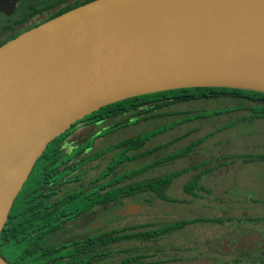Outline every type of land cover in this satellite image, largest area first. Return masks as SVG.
I'll return each instance as SVG.
<instances>
[{
  "label": "water",
  "instance_id": "95a60500",
  "mask_svg": "<svg viewBox=\"0 0 264 264\" xmlns=\"http://www.w3.org/2000/svg\"><path fill=\"white\" fill-rule=\"evenodd\" d=\"M189 87L264 93V0H91L1 44L0 230L34 162L72 122ZM0 264L11 263L0 254Z\"/></svg>",
  "mask_w": 264,
  "mask_h": 264
},
{
  "label": "flooded vegetation",
  "instance_id": "af4514ba",
  "mask_svg": "<svg viewBox=\"0 0 264 264\" xmlns=\"http://www.w3.org/2000/svg\"><path fill=\"white\" fill-rule=\"evenodd\" d=\"M89 1L91 0H0V45ZM152 105L151 100H134L127 102L125 106L107 107L101 112L93 113L100 107L76 119L51 140L52 156L43 158L39 163V168L45 166L48 171L43 169L40 177L35 181L29 180L25 187L28 189L25 208L34 210L33 218L39 223L38 227L27 229L35 234L25 236L26 249L34 248L41 264H110L116 257H119L118 264H183L187 258L182 253L187 251L194 254L197 251L196 256L190 259V264L191 261L199 264L196 263L199 260L203 261L200 264H213L216 258L212 255L217 252L220 254L221 251L217 249L218 245L224 247L223 252L232 251L233 254L264 263V256H255L251 252L264 251V232L259 229L243 227L238 233L235 230L227 232V238L209 241V249L205 252L207 249H199V244L203 242H177L180 232L186 230L188 224L199 225L202 223L199 219L202 218L161 220L153 215L149 220L139 221L141 210L146 208V204L151 207L154 203L150 198H141L146 193H153L159 200L167 203H188L187 198H175L166 191L182 173L195 171L182 184L183 188L190 183L196 186V190L204 191L200 184L203 171L198 172V168L204 165L203 162L196 160V167H192L193 162L168 169L171 164L189 155L187 152H168L157 159L124 170L126 161L127 164H134L135 160L144 159L162 149L163 146H151L138 150L147 139L171 126L148 136L138 147L119 145L137 134L99 146L110 134L132 122L139 123L149 117L164 116H150L154 109L148 108ZM147 112L149 114H144ZM110 119L111 122L103 124ZM134 149L136 152L132 153ZM108 154L111 155L107 158ZM160 169L163 171L160 172ZM194 175L197 177L195 180L192 179ZM129 186L137 189L131 194H126L123 189L118 194H108L109 188ZM150 186L162 187L164 197L150 189ZM142 187L149 189H141ZM165 224L166 228L160 227ZM166 238L167 245L158 244L159 240ZM125 242L132 244L123 246ZM25 256L24 261L30 264L27 252ZM242 261L240 256H236L217 264H241Z\"/></svg>",
  "mask_w": 264,
  "mask_h": 264
},
{
  "label": "rangeland",
  "instance_id": "374dc122",
  "mask_svg": "<svg viewBox=\"0 0 264 264\" xmlns=\"http://www.w3.org/2000/svg\"><path fill=\"white\" fill-rule=\"evenodd\" d=\"M253 104L254 102L246 99L228 96L181 100L151 111V113L167 111V115L149 117L139 123L132 122L127 127L110 134L108 139H104L99 144L100 147L106 146L120 139L149 131L158 125L171 123L172 120L185 116L191 117L147 139L138 150L159 144H162L163 148L145 156L144 159L135 160L134 164H131L132 162L127 164L126 161L124 170L157 159L168 152H177L188 145L189 155L171 164L168 169L183 167L193 162L192 167H196V160L203 162L204 165L198 168V172L203 171L200 184L206 191L194 189L198 194L197 197L184 192L182 184L195 171L182 173L173 180L172 186L166 191L172 197L187 198L188 203H167L159 200L153 193H146L141 198H150L154 203L151 207H147L146 204V208L141 210L138 215L139 221L149 220L153 215L161 220L198 217L202 219L230 218L223 223L209 221H202L199 225L191 223L186 226V230L180 232L177 242L196 240L203 242L199 244V249H207L205 252L209 249V241L212 242L215 238L217 240L227 238V232L235 230L238 233L243 227L264 232V161L250 160L251 156L264 154V118L243 119L251 115L247 107ZM225 109L228 111H224ZM197 112L202 116H193ZM111 121L112 119L103 124ZM196 140H198L197 143ZM131 152H136V149ZM110 155L108 154L107 158ZM216 164H218L217 167H214ZM161 171L163 169H160ZM129 220L132 219L129 218ZM165 226L166 224L160 227L164 229ZM127 244L132 243L125 242L123 246ZM158 244L167 245L168 238L159 240ZM218 248L221 251L220 254L217 252L212 255L216 258L213 264L236 256H240L243 260L241 264H264L259 260L233 254L232 251L223 252L224 247L220 245ZM196 253L197 251L195 254L191 251L183 252V257L187 258L183 264H190V259L196 256ZM118 260L119 257H116L110 264H118ZM191 263L193 264V261Z\"/></svg>",
  "mask_w": 264,
  "mask_h": 264
},
{
  "label": "trees",
  "instance_id": "16d2710c",
  "mask_svg": "<svg viewBox=\"0 0 264 264\" xmlns=\"http://www.w3.org/2000/svg\"><path fill=\"white\" fill-rule=\"evenodd\" d=\"M218 96H228V97H235L240 99H246L251 102H254L253 105H249L247 108L251 111L250 116L243 117V119L248 118L250 120L257 119V118H264V93L252 91V90H244V89H235V88H221V87H189V88H180V89H172V90H165V91H158L143 95H138L134 97H130L127 99H123L121 101L108 104L106 106L101 107L99 110L93 112H101L105 110L107 107H117V106H125L127 102L134 100H151L153 102V105L149 107L148 109H157L162 106L169 105L171 103H175L181 100H188V99H196L199 97H218ZM228 111V110H224ZM144 112V111H143ZM167 111H158L155 113H151L150 116L153 115H167ZM190 115V114H189ZM193 115V114H192ZM193 116H202L199 112L195 113ZM192 116V117H193ZM190 116H185L184 118H179L172 120L171 123H165L162 125H158L156 128H153L149 131H146L141 134H137L136 136H133L131 138L123 140L119 145H124L126 147H138L143 143V140L146 139L148 136L155 134L157 132H160L164 130L166 127L173 126L176 123H179L181 120L184 119H190ZM198 141V140H197ZM162 146V144L155 145V147ZM52 142H48L46 148L43 150V152L39 155V157L34 162L23 187L20 189V191L15 196L12 206L8 212L7 218L4 222V225L2 229L0 230V254L11 264H28L25 262V253L30 256V264H41L39 262V259L36 255V250L33 249H26V241L25 236L26 235H34L31 234V232L27 231L28 228L34 229L35 227L39 226L38 220L35 217V213H32L33 209H26L27 207L25 205V199L27 192L25 187L29 180L35 181L40 177V172L43 169H46L48 171V168L45 166H42L39 168V163L43 158L51 157L52 156ZM189 149V146H184L180 148L177 152H174L175 154H183L186 153ZM173 153V154H174ZM172 154V155H173ZM251 161L253 160H260L264 161V154H256L254 156L250 157ZM246 161V160H245ZM197 177L194 175L192 179H196ZM30 181V182H31ZM140 189V187H138ZM124 190L125 193L131 194L132 191L136 190L137 188H134L133 186L129 187H122V188H109L108 194L109 195H115L118 194L121 190ZM141 189H149V187H142ZM150 189H153L159 196L164 197V193L162 191V187L155 186L151 187ZM196 189V186H192L190 183H187L184 186V190L192 194L194 196H198V194L194 191ZM24 190V191H23ZM206 191V189H204ZM45 220H48L46 216H44ZM230 218H203L199 219L201 221H209V222H219L223 223L224 221H228ZM249 220H253L252 218H246ZM26 251V252H24Z\"/></svg>",
  "mask_w": 264,
  "mask_h": 264
}]
</instances>
